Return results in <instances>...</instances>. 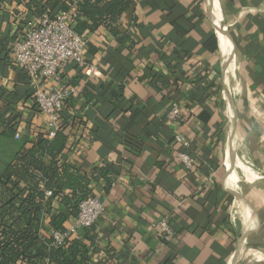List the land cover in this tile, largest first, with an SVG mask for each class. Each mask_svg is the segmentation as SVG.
<instances>
[{
	"label": "crops",
	"instance_id": "crops-1",
	"mask_svg": "<svg viewBox=\"0 0 264 264\" xmlns=\"http://www.w3.org/2000/svg\"><path fill=\"white\" fill-rule=\"evenodd\" d=\"M28 2L0 5V37L12 42L42 14ZM130 2L119 37L85 32V65L61 74L62 86L77 88L83 123L71 128L59 165L89 172L107 162L116 174L107 190L91 185L106 208L79 232L87 252L74 264H264V0ZM30 88L11 56L0 63V93L22 97L6 113H20L16 129L0 125V173L47 130L23 100ZM175 105L182 115L170 122ZM177 152L196 168L185 171ZM52 209L65 212L58 200ZM165 218L169 242L156 228ZM51 231L44 216L41 242Z\"/></svg>",
	"mask_w": 264,
	"mask_h": 264
},
{
	"label": "trees",
	"instance_id": "trees-1",
	"mask_svg": "<svg viewBox=\"0 0 264 264\" xmlns=\"http://www.w3.org/2000/svg\"><path fill=\"white\" fill-rule=\"evenodd\" d=\"M9 2L0 0V5ZM130 6V0H29L26 8L55 16L73 7L76 13L73 30L86 39L85 32H95L101 27L113 37H119V20ZM10 43L9 37H0V63L5 65L10 61ZM100 87L91 83L88 90ZM87 94L92 96L90 92ZM29 99L39 114L32 88L26 91L23 100ZM21 100L15 92L4 96L0 93V125L5 131L13 132L19 125L20 113H6ZM76 103L73 97L65 101L59 113L63 126L52 138L46 129L37 133L30 146L22 148L0 173V264H44L45 259L49 264H74L85 260L86 248L78 240L63 249H52L39 237L44 216L49 218L52 231H63L68 216L74 218L80 202L92 195L91 185L103 182L107 190L116 181L112 163L104 162L89 172L69 163L59 165L57 157L65 149L71 128L75 123H83ZM46 193L50 196L46 197ZM55 200L65 212L53 211Z\"/></svg>",
	"mask_w": 264,
	"mask_h": 264
},
{
	"label": "built area",
	"instance_id": "built-area-1",
	"mask_svg": "<svg viewBox=\"0 0 264 264\" xmlns=\"http://www.w3.org/2000/svg\"><path fill=\"white\" fill-rule=\"evenodd\" d=\"M75 16L74 10L55 16L43 13L27 23L10 45L13 63L30 80L33 102L46 124L49 138L63 126L59 113L64 108L65 101L77 94V88L61 85L62 71L69 63L85 65L88 40L73 30ZM181 115L182 110L175 105L166 117L170 122H177ZM18 137L16 134L15 138ZM177 141L182 149L189 146L186 140L178 138ZM174 156L185 171L191 172L196 168L194 157L183 152H177ZM46 196H50V193H46ZM105 208V203L99 196L92 194L84 199L80 202L78 213L72 223L63 231L50 232L47 246L52 249H63L68 243L79 241V232L92 228L105 212ZM156 228L167 242L175 236L166 218L158 222ZM44 264H49V260L45 259Z\"/></svg>",
	"mask_w": 264,
	"mask_h": 264
}]
</instances>
